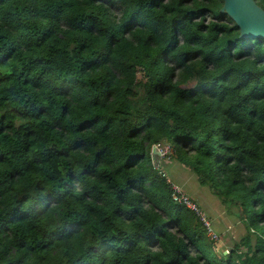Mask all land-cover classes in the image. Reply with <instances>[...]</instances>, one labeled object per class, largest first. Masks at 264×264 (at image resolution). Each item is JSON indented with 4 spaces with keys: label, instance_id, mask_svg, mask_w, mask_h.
<instances>
[{
    "label": "trees",
    "instance_id": "1",
    "mask_svg": "<svg viewBox=\"0 0 264 264\" xmlns=\"http://www.w3.org/2000/svg\"><path fill=\"white\" fill-rule=\"evenodd\" d=\"M223 5L0 0V264H264V39ZM168 159L244 222L228 253Z\"/></svg>",
    "mask_w": 264,
    "mask_h": 264
},
{
    "label": "rangeland",
    "instance_id": "2",
    "mask_svg": "<svg viewBox=\"0 0 264 264\" xmlns=\"http://www.w3.org/2000/svg\"><path fill=\"white\" fill-rule=\"evenodd\" d=\"M162 147V146H160ZM162 174H165L169 182H173L180 187L192 199H200L211 213L215 225L218 226L220 242L216 245L220 250L228 251L229 240L240 241L246 234L244 222L236 215L233 209L228 210L215 195V192L208 187H203L199 184L197 176L189 167L183 164L168 159L165 161V166ZM198 202L197 200H195ZM199 203V202H198ZM201 205V203H199Z\"/></svg>",
    "mask_w": 264,
    "mask_h": 264
},
{
    "label": "water",
    "instance_id": "3",
    "mask_svg": "<svg viewBox=\"0 0 264 264\" xmlns=\"http://www.w3.org/2000/svg\"><path fill=\"white\" fill-rule=\"evenodd\" d=\"M220 11L236 24L241 38L264 39V9L255 0H224ZM151 155L158 164L161 154L157 146L152 147Z\"/></svg>",
    "mask_w": 264,
    "mask_h": 264
},
{
    "label": "built area",
    "instance_id": "4",
    "mask_svg": "<svg viewBox=\"0 0 264 264\" xmlns=\"http://www.w3.org/2000/svg\"><path fill=\"white\" fill-rule=\"evenodd\" d=\"M159 152L161 154L160 156L161 158L163 157L168 158V156H170L172 153V148L169 144H166L162 147H159ZM160 174L162 173L160 172ZM162 175L165 176V178H167L165 174H162ZM168 183L170 185L172 200L175 203L181 204L185 206L186 208L192 210L197 215V217L203 224L204 228L206 229L208 237L213 242H215V244L219 243L220 236L215 231L211 220L209 219L207 213L202 209L201 205L195 200H193L191 197H189L185 192H183L180 187L176 186V184H174L173 182H169V181Z\"/></svg>",
    "mask_w": 264,
    "mask_h": 264
},
{
    "label": "crops",
    "instance_id": "5",
    "mask_svg": "<svg viewBox=\"0 0 264 264\" xmlns=\"http://www.w3.org/2000/svg\"><path fill=\"white\" fill-rule=\"evenodd\" d=\"M195 199H196V197H195ZM199 203H201V205L202 206H204V203L203 202H201V201H199L200 199H196ZM205 207V206H204ZM216 231V230H215ZM217 232V231H216Z\"/></svg>",
    "mask_w": 264,
    "mask_h": 264
},
{
    "label": "clouds",
    "instance_id": "6",
    "mask_svg": "<svg viewBox=\"0 0 264 264\" xmlns=\"http://www.w3.org/2000/svg\"><path fill=\"white\" fill-rule=\"evenodd\" d=\"M167 144H168V143H167ZM164 145H166V144H164ZM164 145H163V146H164ZM169 145H170V144H169ZM157 147H158V150H159V147H160V146H157ZM160 160H161V157H160ZM193 200H195V199L193 198Z\"/></svg>",
    "mask_w": 264,
    "mask_h": 264
}]
</instances>
